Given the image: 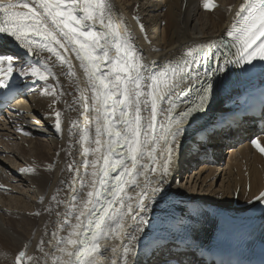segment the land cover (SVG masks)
Returning a JSON list of instances; mask_svg holds the SVG:
<instances>
[{
  "label": "bare ground",
  "instance_id": "bare-ground-1",
  "mask_svg": "<svg viewBox=\"0 0 264 264\" xmlns=\"http://www.w3.org/2000/svg\"><path fill=\"white\" fill-rule=\"evenodd\" d=\"M212 2L214 7L205 9L204 0H111L113 19L122 29L127 27L148 72L159 71L188 48L220 36L235 21V13L244 0ZM35 39L37 43L31 56L13 38L0 34V53L15 57L8 85L20 90V98L0 117V264H14V254L19 251L26 253L23 264H58V258L68 259L60 251L65 247L60 240L77 223L75 216L79 211H87L82 202L87 200L86 193L91 189L88 185L93 169L86 162L102 159L101 153L85 155L84 147L96 145H82L80 141L86 127L91 137L95 136L91 111H86L80 100L81 90H85L89 106L92 104V92L80 60L75 52L59 49L73 66L75 76H71L68 66L53 53L43 50L40 38ZM246 65L237 67L242 69ZM31 67L47 69L52 74L47 81L19 74L21 68ZM263 69L264 64L258 71ZM193 81L190 79L187 83ZM263 81L264 74L252 77L248 73L238 82L240 86L230 84L215 103L208 105L207 111L195 114L173 153L164 185L167 195L162 200L157 196L154 201H145L148 207L144 215L148 223L143 226L144 230L135 231L139 217L137 220L126 217V233H134L137 239L130 241L125 234L117 238L112 233L102 237L96 264H112L113 259L116 264H124L122 251L129 245L134 251L129 254L128 264H145L160 252L170 253L180 241L217 245L222 239L223 226L212 218L211 212L247 211L260 202L255 197L264 191V153L251 141L258 139L264 146V135L251 137L239 148L225 146L227 151L223 152L222 136L227 129L223 130L221 124L231 112L243 111L244 94ZM181 87L186 88L187 84ZM167 106L166 102L161 104L162 108ZM57 112L60 130L56 127ZM157 119L162 120L163 114ZM210 137L218 143L211 160L203 156L216 145L206 143ZM143 162L150 164L147 160ZM160 162L163 163V157ZM149 176L155 180L159 171ZM139 180L143 186L145 177ZM10 181L18 185L10 187L14 188L11 192L15 196L9 199L5 193ZM140 190L135 186L126 188L127 195L133 198L132 203L126 200L132 204L133 214ZM81 221H84L82 217ZM203 224L211 226L208 236ZM68 250H72L71 246ZM152 261L161 264L159 259Z\"/></svg>",
  "mask_w": 264,
  "mask_h": 264
},
{
  "label": "snow or ice",
  "instance_id": "snow-or-ice-1",
  "mask_svg": "<svg viewBox=\"0 0 264 264\" xmlns=\"http://www.w3.org/2000/svg\"><path fill=\"white\" fill-rule=\"evenodd\" d=\"M203 6L210 9L214 4L212 0H204ZM0 17V33L13 38L29 52H34L35 38H40V47L66 64L71 76H75L73 66L59 49L75 52L87 77L92 104L89 106L85 90H81L80 100L86 111L97 113L92 118L95 136L91 137L86 127L80 141L82 145L95 144V148L84 147L83 153H101L103 162L100 157L86 162L93 169L88 186L94 189L86 193L87 200L82 202L83 208L88 210L87 222L81 231V217L86 213L79 211L75 216L77 223L72 224L68 236L60 240L65 245L60 251L68 259L58 258V264H96L102 237L112 233L119 238L125 234L130 241H135L134 233H126L125 218L131 216L137 220L139 217L135 231H143L148 223L144 215L148 207L145 201H154L157 196L162 200L167 195L164 185L179 139L195 114L207 111L214 94L211 76L223 68L212 72L206 69L204 80L196 75L201 58L207 57L214 46L206 43L188 48L163 69L148 72L127 27L122 29L113 19L111 0H0ZM226 35L235 49V59L225 63L243 66L257 60L264 62V0H244ZM67 45L72 46L71 49ZM14 59L11 54L0 53V88L9 86L7 81L14 70ZM19 74L47 81L52 73L31 67L21 68ZM190 79L200 85L196 89L197 102L177 113V100L185 90H192L187 83ZM186 84V89L181 87ZM165 102L168 106L162 108ZM161 114L163 119L158 120ZM56 116V127L60 130V113ZM251 143L264 153V146L258 139ZM145 160L150 161L151 166L144 163ZM157 171L159 176L151 179L149 173L155 175ZM141 176L145 177L143 186L139 180ZM128 186L141 189L137 194L135 214L132 204L126 203L132 200L126 193ZM255 199L264 202V191ZM68 246L72 250H68ZM112 251L115 253L116 249ZM133 251L130 245L123 248L124 264H128ZM25 256V252H19L15 264H23ZM112 264H116L115 259ZM177 264H180L179 259Z\"/></svg>",
  "mask_w": 264,
  "mask_h": 264
},
{
  "label": "rangeland",
  "instance_id": "rangeland-1",
  "mask_svg": "<svg viewBox=\"0 0 264 264\" xmlns=\"http://www.w3.org/2000/svg\"><path fill=\"white\" fill-rule=\"evenodd\" d=\"M143 18H144V17H143ZM150 36H151V35H150ZM16 60H18V57H17ZM38 86H39V85L37 84L36 87H38ZM36 87H35V88H36ZM35 88H34V89H35ZM3 149H4V148H3ZM13 158H14V155H13ZM13 158H11V159H13ZM7 183H9V184H8V185L6 184V185H7V186L9 187V189H11V190H9V189L7 190V192H8V191H10V192H8L9 194L6 192V193H5V194H6L5 197H6V198H7V197H8V198H9V197L11 198V197H13V195L15 196V192H14V191L11 192L12 189H14V188H10V187H11L12 185H14V184H15V185H18V183L16 184V183H14V182H12V181L7 182ZM10 183H11V184H10ZM181 183H184V184H185V181H184V180H181ZM12 187H13V186H12ZM5 194H4V195H5ZM10 194H11V195H10ZM10 198H9V199H10ZM129 202L132 203V202H133V198H132V200L129 201ZM19 252H20V251H19ZM19 252H17L16 255L14 254V257H13V259H14V260H13V263H14V264H15V262H16V257H17V255H18Z\"/></svg>",
  "mask_w": 264,
  "mask_h": 264
}]
</instances>
